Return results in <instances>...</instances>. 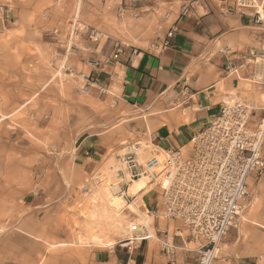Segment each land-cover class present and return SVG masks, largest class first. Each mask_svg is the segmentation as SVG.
<instances>
[{"label": "rangeland", "instance_id": "1", "mask_svg": "<svg viewBox=\"0 0 264 264\" xmlns=\"http://www.w3.org/2000/svg\"><path fill=\"white\" fill-rule=\"evenodd\" d=\"M175 1L82 0L77 22L79 0H0V264H95L100 253L111 264H171L156 238L137 249L109 246L129 237L130 225L144 217L153 219L154 235L167 230L174 237L175 264H198V245L191 243L188 230L177 221L153 218L162 210L155 185L159 181L150 183L136 202L124 197L120 218L126 235L111 233V218L92 217L96 205L110 206L113 190L120 189L123 179L130 180L116 172L122 168L117 155L125 145L149 143L146 156L158 151L164 158L165 152L153 145L148 132L126 138L117 134L121 127L113 128L123 122L114 116L115 101L94 90L83 93L97 68L90 63H105L119 46L147 48L151 39L140 34V23H147L152 33L158 22L169 18L167 9ZM178 1L181 9L187 4ZM251 31L252 44L240 52L255 51L256 62L248 61L240 72L242 77L249 70V81L241 83L249 91L239 102L256 109L249 119L256 125L264 117L259 110L264 107V21ZM146 114L136 112L131 118L144 121ZM97 130L107 136L108 148L97 159H88L91 155L83 154L80 146ZM247 183L245 211L212 264H264V174ZM102 184L108 185L110 195L101 193ZM25 233L39 239L37 244L27 242ZM180 233L193 252L183 250ZM92 234L103 236V243L90 240ZM80 238L85 243L78 244ZM27 246L31 259L18 252Z\"/></svg>", "mask_w": 264, "mask_h": 264}, {"label": "crops", "instance_id": "2", "mask_svg": "<svg viewBox=\"0 0 264 264\" xmlns=\"http://www.w3.org/2000/svg\"><path fill=\"white\" fill-rule=\"evenodd\" d=\"M235 1L184 0L191 11L183 15L176 0L167 9L169 18L158 22L152 33L146 30L147 23H140L144 26L140 34L145 32L144 39L151 41L147 48L137 49L132 63L125 58L115 61L109 57L93 73L90 71L96 86L89 94L94 90L117 105L114 116L120 115L116 121L120 119L123 123L113 129L121 127L117 132L120 137L140 133L145 136L148 132L153 144L161 150L187 149L191 140L219 116L225 100H244L249 90L242 88L241 83L249 81V70L242 71L238 79L227 75L226 66L228 60L247 54L240 49H248L252 44L255 33L251 30L257 24L252 15L235 11ZM171 30L175 31L170 40L172 45L166 47L164 43ZM260 75L263 76L262 72ZM259 110L264 113V107ZM136 112L147 113L148 119L136 122L139 118H131ZM254 112L256 109L252 108V116ZM103 136L97 130L83 140L80 147L83 154L91 155L88 159L105 154L109 142ZM25 236L34 245L39 240L27 233ZM18 252L29 259L33 256L30 246ZM97 257L95 264L112 263L102 253Z\"/></svg>", "mask_w": 264, "mask_h": 264}, {"label": "built area", "instance_id": "3", "mask_svg": "<svg viewBox=\"0 0 264 264\" xmlns=\"http://www.w3.org/2000/svg\"><path fill=\"white\" fill-rule=\"evenodd\" d=\"M190 8L183 6L182 14H188ZM234 9L252 15L257 25L264 20V0H236ZM174 32L171 30L167 34L164 46L172 45L170 40ZM221 52L226 54L224 49ZM137 53L134 47L119 46L112 59L119 61L125 58L132 63ZM248 61L256 62L255 51L228 60L227 75L241 79L240 72L248 67ZM90 65L99 68L97 62ZM95 86L96 80L90 77L83 93L89 94ZM100 92L105 93L103 89ZM251 116L252 109L247 104L224 102L219 116L191 140L186 151L163 150L165 159L161 161L158 151L147 157L141 155V149L146 147L137 141L125 145L123 153L117 155V161L124 167L120 173L129 179L147 177L154 184L159 180L155 185L161 191L163 211L153 218L177 221L188 230L191 243L198 245V264H212L218 258L221 242L232 228L237 227L245 211L250 196L248 179L252 175L264 174V119L251 128ZM118 186L123 191L128 183L123 179ZM158 234L160 236L154 235L149 225L133 222L128 241L121 247L137 249L156 236L163 254L171 264H175L173 258L177 246L174 237L167 230ZM182 241L183 250L193 252L183 238Z\"/></svg>", "mask_w": 264, "mask_h": 264}, {"label": "bare ground", "instance_id": "4", "mask_svg": "<svg viewBox=\"0 0 264 264\" xmlns=\"http://www.w3.org/2000/svg\"><path fill=\"white\" fill-rule=\"evenodd\" d=\"M81 9H82V0H79V3L76 7V20H77V22H78V19L80 17V13H82ZM96 36L99 37V36H101V34L97 33ZM262 57L264 58V56H262ZM142 145L143 146L146 145V148L143 147L141 149L142 150L141 155H145V157H147L146 154L149 153V149H150L149 143L142 142ZM164 159H165V156H164V158H162L160 155V160L164 161ZM122 169H123V167L121 169L116 170L117 175L122 179L127 178L126 174L120 173V171H122ZM127 183H128L127 191L123 192L120 189H114L113 190V196H111L112 199H111L110 206H106L103 203H99L98 205L95 206L94 212L92 213V217L95 219L96 218H105V219L111 218L113 220L112 225H111V229H110L111 233L112 232H114V233L121 232V233L126 235L127 227L125 225V222L122 220V218H120L121 214H122V210L124 209V203H125V201L123 200L124 197L127 196L128 198H134L135 199L134 202H136L138 199H140V194H142L144 191H147L151 185L150 179L147 177H142V178L136 179V180L130 179L127 181ZM100 191H101V193H108L109 195L112 193V191L109 189L107 184H102ZM132 206H134V204H132ZM132 206H130L129 208L134 211L135 209L132 208ZM138 212L141 213V211H138ZM135 221L138 224H145V225H149L150 227L153 224V219L151 217H148V218L144 217V220L135 219ZM131 226H132V224L130 225V227ZM102 237H100L99 235H96V234H92L90 236V240H93L94 242L101 244L104 241ZM154 238H156V236H154ZM127 239H128V237L127 238H121L117 242L113 241V242L109 243V246L114 248L116 246V244H120L124 247L125 246L124 244L127 243V241H128ZM77 242H78V244H83V243H85V239L80 238ZM59 245H65V244H59ZM53 247H56V245Z\"/></svg>", "mask_w": 264, "mask_h": 264}]
</instances>
